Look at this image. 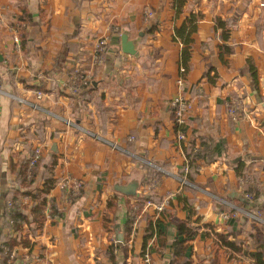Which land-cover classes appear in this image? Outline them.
Masks as SVG:
<instances>
[{"label":"crops","instance_id":"obj_1","mask_svg":"<svg viewBox=\"0 0 264 264\" xmlns=\"http://www.w3.org/2000/svg\"><path fill=\"white\" fill-rule=\"evenodd\" d=\"M23 7L33 20L25 50L14 27ZM192 17L197 29L186 45L176 30ZM124 35L135 56L123 52ZM102 40L108 46L98 61ZM0 56L2 192L16 180L11 161L36 149L58 156L48 202L61 215H47L38 236H29L32 248L15 249V264H144L147 254L152 264H170L163 234L168 245L187 241L192 264H211L217 246L220 264H255L258 252L264 261V216L247 192H258L257 209L264 206V0H0ZM75 70L87 76L83 97L85 87L68 92ZM179 96L193 106L183 127L170 108ZM191 146L200 155L192 182L183 173ZM144 166L164 171L155 189L145 184ZM65 179L84 189L72 195L60 185ZM132 182L137 196L117 191ZM42 188L38 178L32 189ZM168 195L163 211L147 206ZM144 196L152 199L141 212L151 237L139 218L125 241L128 203ZM180 223L191 235L179 237ZM233 234L246 241L243 254L218 237L233 241Z\"/></svg>","mask_w":264,"mask_h":264},{"label":"trees","instance_id":"obj_2","mask_svg":"<svg viewBox=\"0 0 264 264\" xmlns=\"http://www.w3.org/2000/svg\"><path fill=\"white\" fill-rule=\"evenodd\" d=\"M21 12V16L19 19H17L14 27L17 28L19 32V37L22 42V49L25 50V47L28 44L27 28L30 26L33 20L32 15L27 7H23ZM196 22L197 20L194 17L188 20L182 29L176 30V38L181 39L186 45H189L191 42L190 37L196 32L197 29ZM154 30H156V28ZM186 32L187 34H185ZM183 37L186 38L184 39ZM222 37L224 40H226L228 38L227 33L223 34ZM189 59L190 52L187 49H184L182 54V66L186 69V72L188 71L187 64ZM250 71L253 73L251 76L255 82V88L257 89V80L256 76L254 75V69L251 68ZM86 89L87 87H85L80 96L83 97L86 94ZM172 117L174 118V116ZM192 147L193 146L185 148V154L191 167V172L187 175V179L190 182L194 181L196 175L198 174L197 161L200 159V155L194 153V149H192ZM34 153L35 151L31 152L29 158H26L19 163H14L11 161L10 172L16 180L4 192H2V188L0 187V264H15V249L18 247L32 248V243L29 236H38L39 232L43 230V227L48 219L47 215L50 218L61 215L56 207L55 200L51 199L50 203L48 202V197L51 191L58 184L55 179V169L58 165V156L52 154L50 159H46L41 153L40 157L36 160L35 165L31 167V163L35 157ZM144 170L147 172V175L144 177L145 184L149 185L153 180L158 181L159 184V180L162 178V174L160 172L148 166H144ZM38 178L43 181V188L32 189L34 188ZM247 192L253 196H251V200H253L254 203L253 210L255 208L258 212V215L263 218L264 206L258 207V209L256 206L259 193L257 192L252 194L251 190L249 189ZM26 199L28 200L27 203L24 202ZM144 199L152 200L150 197L144 196L143 198H139L133 204L128 203V220L125 226V241L129 240L133 225L139 218L148 221L146 240L147 238L151 237L150 231L152 222L147 217V215H142L141 213L144 207ZM8 203H12L11 208L7 207ZM251 204V202L247 201L245 206L250 207ZM47 209L49 210L48 213H46ZM108 209L111 212H116V200L109 202ZM33 224L36 225V228L31 229ZM25 226L28 228L26 233ZM177 229L179 237L191 235V232L185 228L183 223L177 225ZM6 231L7 233H4ZM259 234L260 232L257 231V235ZM218 237L225 247L231 249L237 254H243V248L246 241L239 240L238 236L235 234H233V241H229V237L226 235H218ZM160 239L161 248H169L172 252L173 259L170 261V264H192V261L187 256L190 248L186 244L187 241L176 239L174 242L168 245L165 234L160 236ZM219 250L220 247L217 246V253L214 259L211 260V264H220L221 257L218 255ZM113 252L114 247H111L108 255H110V253L113 254ZM231 259L233 258H230V260ZM255 264H264L262 252H258L256 255Z\"/></svg>","mask_w":264,"mask_h":264},{"label":"built area","instance_id":"obj_3","mask_svg":"<svg viewBox=\"0 0 264 264\" xmlns=\"http://www.w3.org/2000/svg\"><path fill=\"white\" fill-rule=\"evenodd\" d=\"M148 16L150 18L153 16L150 10L148 11ZM16 42L18 43V40H16ZM107 46H108V43L106 40H102V41L98 42V44H97V60L98 61H99V58L101 57V55L103 54V52L105 51ZM69 82L71 85V87H70L71 91L68 90V92L71 95L72 94L78 95L87 84V76H85V74L82 71L75 70V72L72 74ZM170 108H171V114H172V116H174L176 124L179 127H183L186 124L187 118H188L190 112L192 111L193 106L190 102L185 100L183 97L179 96L170 103ZM229 114L233 118L236 117V113L233 110H231ZM184 139H185V137H184L183 133L179 132L178 140L183 141ZM34 155H35V157L31 163V167L35 165L36 160L40 157V155H41L40 149H36ZM154 168L158 172L164 173V171L162 169H160V168L157 169L156 167H154ZM190 172H191V167H190L189 162L187 160L186 165L183 169V173L185 176L184 179L187 178V175ZM184 179H181L180 181L185 182ZM60 185H61L62 189L68 190V192L72 193V195H74V196L79 195L84 188L83 181L73 180V179H65L61 182ZM149 185H150L149 187H151V189H155L157 186V183L155 180H153V181H151V183ZM172 198H173V195H168L166 198H164V200L162 202H159V203H154L152 201H149V202H147V206H156V209L161 212L169 204V202ZM7 207L11 208L12 203H8ZM144 264H152L151 257L149 254H147L145 256Z\"/></svg>","mask_w":264,"mask_h":264},{"label":"water","instance_id":"obj_4","mask_svg":"<svg viewBox=\"0 0 264 264\" xmlns=\"http://www.w3.org/2000/svg\"><path fill=\"white\" fill-rule=\"evenodd\" d=\"M123 52L127 55L135 56L136 55V46L133 42H130L127 35L123 36V43H122ZM3 59L0 56V62H2ZM139 188V184L132 182L128 184L125 187L118 186L116 189L118 192H120L123 195L126 196H137V190Z\"/></svg>","mask_w":264,"mask_h":264},{"label":"rangeland","instance_id":"obj_5","mask_svg":"<svg viewBox=\"0 0 264 264\" xmlns=\"http://www.w3.org/2000/svg\"><path fill=\"white\" fill-rule=\"evenodd\" d=\"M256 218H257V216H256ZM257 219H259V218H257ZM256 223H259V221H256Z\"/></svg>","mask_w":264,"mask_h":264}]
</instances>
